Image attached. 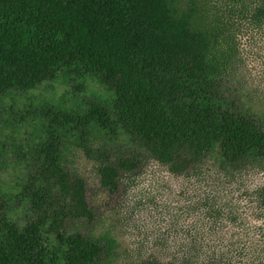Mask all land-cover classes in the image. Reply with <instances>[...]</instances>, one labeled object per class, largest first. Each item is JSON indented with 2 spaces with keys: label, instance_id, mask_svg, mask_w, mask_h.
<instances>
[{
  "label": "trees",
  "instance_id": "obj_1",
  "mask_svg": "<svg viewBox=\"0 0 264 264\" xmlns=\"http://www.w3.org/2000/svg\"><path fill=\"white\" fill-rule=\"evenodd\" d=\"M211 46L166 0H0V114L9 92L35 89L76 68L114 93L112 105L94 101L81 120L62 110L50 114L79 125V145L100 161L101 185L111 194L120 191L123 173L143 166L145 153L180 176L219 149L222 170L240 171L264 162V118L223 90ZM229 55L232 66L236 49ZM93 127L115 136L122 130L131 154L95 150ZM64 144L58 136L41 150L24 189L31 212L24 226L9 219L0 195V264H58L46 234L59 240L61 264H100L111 250L108 239L68 233L78 220L94 226L97 213L87 180L61 164ZM189 258L200 256L184 262Z\"/></svg>",
  "mask_w": 264,
  "mask_h": 264
},
{
  "label": "rangeland",
  "instance_id": "obj_2",
  "mask_svg": "<svg viewBox=\"0 0 264 264\" xmlns=\"http://www.w3.org/2000/svg\"><path fill=\"white\" fill-rule=\"evenodd\" d=\"M166 1L211 39L212 65L223 79V90L238 97L245 110L264 118V0ZM232 48L237 58L231 66ZM114 99L97 77L76 68L35 89L3 96L0 195L9 219L20 226L27 223L31 212L24 189L35 177L41 150L59 136L65 143L61 164L72 176L87 180L97 213L94 226L78 220L68 233L110 240L112 248L100 264H139L150 259L264 264V162L225 171L217 149L198 170L179 176L145 153L143 166L123 173L120 191L111 194L101 185L100 161L88 157L79 145V125L59 123L50 113L62 110L81 120L92 102L111 106ZM91 143L95 150L107 149L114 157L129 156L134 149L120 129L115 136L93 127ZM45 245L61 264L59 240L46 234ZM186 256L200 258L184 262Z\"/></svg>",
  "mask_w": 264,
  "mask_h": 264
}]
</instances>
